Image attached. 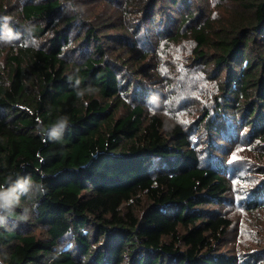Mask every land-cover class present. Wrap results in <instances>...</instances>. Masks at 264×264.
Wrapping results in <instances>:
<instances>
[{"label":"trees","instance_id":"1","mask_svg":"<svg viewBox=\"0 0 264 264\" xmlns=\"http://www.w3.org/2000/svg\"><path fill=\"white\" fill-rule=\"evenodd\" d=\"M198 1L0 0V264H238L192 127L264 144V0ZM164 43L217 87L191 124L149 109Z\"/></svg>","mask_w":264,"mask_h":264},{"label":"rangeland","instance_id":"2","mask_svg":"<svg viewBox=\"0 0 264 264\" xmlns=\"http://www.w3.org/2000/svg\"><path fill=\"white\" fill-rule=\"evenodd\" d=\"M208 1L215 4L217 0H199L198 4L203 7ZM149 45L145 38L140 48H150ZM189 52L190 48L182 44L164 43L155 48L156 56L146 62L149 68L154 65L151 71L153 77L161 78L154 81L155 88L149 91L152 96L149 109L167 122L184 121L191 124L199 120L202 112L190 113L195 108L193 98L200 100L202 106L210 96L218 93L217 87L204 79L198 83L192 82V69L186 67L185 62L189 59L186 57ZM197 84L199 89L194 88ZM244 122L240 118L233 130L230 118H225V136L216 147L202 144L208 141L204 128L200 132L197 127H192V130L194 136L200 135L202 166L219 170L229 184V191L223 196L222 203L208 208L232 222L221 251L236 256L238 264H264V158L260 156L264 148L260 147V141L252 137V130ZM243 125L245 127L241 128Z\"/></svg>","mask_w":264,"mask_h":264},{"label":"clouds","instance_id":"3","mask_svg":"<svg viewBox=\"0 0 264 264\" xmlns=\"http://www.w3.org/2000/svg\"><path fill=\"white\" fill-rule=\"evenodd\" d=\"M53 134H55V132ZM13 192L14 190L5 191L0 187V210L7 209L11 207L13 203L18 202V197H15V199L13 198Z\"/></svg>","mask_w":264,"mask_h":264}]
</instances>
